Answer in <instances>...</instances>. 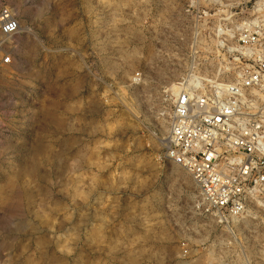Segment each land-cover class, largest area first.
I'll use <instances>...</instances> for the list:
<instances>
[{
  "label": "rangeland",
  "instance_id": "374dc122",
  "mask_svg": "<svg viewBox=\"0 0 264 264\" xmlns=\"http://www.w3.org/2000/svg\"><path fill=\"white\" fill-rule=\"evenodd\" d=\"M0 264H264V196L205 214L163 157L189 75L232 74L264 0H0ZM230 49V50H229Z\"/></svg>",
  "mask_w": 264,
  "mask_h": 264
},
{
  "label": "built area",
  "instance_id": "2783aa9c",
  "mask_svg": "<svg viewBox=\"0 0 264 264\" xmlns=\"http://www.w3.org/2000/svg\"><path fill=\"white\" fill-rule=\"evenodd\" d=\"M235 30L232 74L178 89L163 154L190 176L204 213L218 219H237L264 196V19ZM17 32V19L2 11L1 36Z\"/></svg>",
  "mask_w": 264,
  "mask_h": 264
},
{
  "label": "bare ground",
  "instance_id": "6f19581e",
  "mask_svg": "<svg viewBox=\"0 0 264 264\" xmlns=\"http://www.w3.org/2000/svg\"><path fill=\"white\" fill-rule=\"evenodd\" d=\"M19 30H20V26L18 24V31ZM237 51H238V49H237ZM192 83H195V84H198V85H204V84H207V83H211V81L208 80V79L196 77L195 75H189L187 81L185 82V85L192 84ZM176 95L177 94H175L174 97H176Z\"/></svg>",
  "mask_w": 264,
  "mask_h": 264
}]
</instances>
